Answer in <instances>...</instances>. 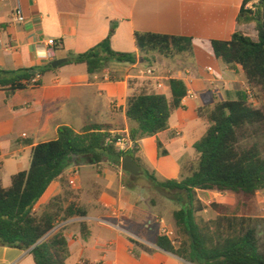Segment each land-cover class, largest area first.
I'll list each match as a JSON object with an SVG mask.
<instances>
[{
	"label": "crops",
	"instance_id": "0c3cea01",
	"mask_svg": "<svg viewBox=\"0 0 264 264\" xmlns=\"http://www.w3.org/2000/svg\"><path fill=\"white\" fill-rule=\"evenodd\" d=\"M243 1L19 0L25 20L13 24V1L0 0V70L44 66L66 59L69 53H83L104 40L112 26L115 29L110 47L115 52L136 53V32L190 38L191 53L187 59L181 55L174 59L154 55L152 67L163 78L164 88L159 94L169 96L167 81L174 78L182 80L196 99L185 97L183 108L170 116L168 129L138 142L148 168L152 166L167 178L178 179V155L185 144L178 143V137L188 116L192 114L203 121L197 116L199 108L209 109L223 100L216 93L234 86L235 76L245 81L239 66L224 65L213 56L210 47L212 40L227 41L234 32L243 33L246 25L235 23ZM256 2L253 0L248 6ZM49 39L60 44L51 57H47L45 46ZM142 67L138 58L134 65L113 62L99 74L88 75L84 65H65L46 74L39 87H27L11 95L0 90L1 187L8 188L14 174L29 168L33 146L55 140L61 126L79 132L86 126L103 125L112 134L127 133V97L157 92L152 78L138 75ZM110 76L115 81H108ZM212 95H216L214 100ZM157 141L167 156L157 158ZM170 146L174 147L173 155L168 151ZM73 170H77V175L70 184ZM126 178L127 173L118 168L115 158L97 165L72 163L37 201L33 208L36 215L58 195H63L64 203H75L85 211L83 217L58 219L48 234L63 231L69 253L66 264H185L154 245L155 235H160L155 220L158 216L167 223L172 220L173 202L161 199L170 205L168 217L161 211V200L155 193L145 192L141 184L127 182ZM0 264L34 261L29 250L0 247Z\"/></svg>",
	"mask_w": 264,
	"mask_h": 264
},
{
	"label": "trees",
	"instance_id": "16d2710c",
	"mask_svg": "<svg viewBox=\"0 0 264 264\" xmlns=\"http://www.w3.org/2000/svg\"><path fill=\"white\" fill-rule=\"evenodd\" d=\"M244 0L235 23L254 25L256 39L241 31L229 40H212L213 56L227 66H239L248 88L257 87L264 94V0L251 7ZM89 50L67 55L64 65H84L88 75L102 72L111 63L152 66L154 55L170 58L191 53V40L183 36L156 33H134L136 53L115 52L110 47L114 32ZM59 43L55 46L56 49ZM51 63L17 70H0V90L7 95L27 87H39L41 79L54 72ZM108 81H115L113 76ZM169 96L155 92H139L126 99L125 117L132 124L126 134H112L106 126L90 125L76 132L67 126L57 129L55 140L33 146L29 168L14 174L10 186L0 185V247L29 250L34 264H66L69 256L63 231L50 236L58 219L85 216L75 203H64L63 195L53 197L40 215L33 208L47 187L70 164L85 162L97 165L115 158L130 156L151 185L164 192L177 207L172 221L178 241L155 235L154 245L185 264H264V252L258 248L254 229L247 226L243 216H228L225 208L215 203L210 208L218 212L212 221L197 220L196 214L206 207L196 196L197 191L231 193L253 198L264 191V156L258 147L238 148L239 134L246 128L264 123V109L253 106L247 90H237L216 101L212 108H199L197 116L208 124L204 134L192 145L198 156L196 166L179 179L159 180L155 172L141 163L135 154L138 142L169 127L172 113L182 106L187 87L180 79L167 81ZM126 136L134 142L125 152L115 148L117 138ZM157 158L168 152L157 141ZM127 175H130L127 173ZM83 224L80 229L83 231ZM131 243L139 245L136 241ZM146 252L150 250L144 246Z\"/></svg>",
	"mask_w": 264,
	"mask_h": 264
},
{
	"label": "rangeland",
	"instance_id": "374dc122",
	"mask_svg": "<svg viewBox=\"0 0 264 264\" xmlns=\"http://www.w3.org/2000/svg\"><path fill=\"white\" fill-rule=\"evenodd\" d=\"M243 33L251 37L253 40L256 39V32L254 30V25H246L243 29ZM157 55V54H155ZM158 56V55H157ZM180 56V55H179ZM181 56H186L188 58V54H182ZM154 57V56H153ZM161 57V56H160ZM174 57H170L168 59H174ZM65 66V65H64ZM171 75V74H170ZM236 83L232 87H228L229 89L222 88L220 93H216L220 96V98H225L226 92H234L237 90H247L251 95V102L254 107L259 109H264V94L257 88H248L245 81L235 76ZM244 81V83H243ZM206 92V90H205ZM213 100L216 98L212 95ZM210 102V101H209ZM128 121V120H127ZM204 121V122H203ZM200 121L195 119L192 114L188 116V120L184 128H182L180 136L178 137V143H185L180 151V155H178V163L180 165V175L185 176L188 175V172L193 169L197 164L198 156L195 153L192 145L204 134L208 124L205 119ZM132 124L128 121V130L131 128ZM126 134V133H121ZM176 137V136H175ZM252 145H256L261 153L264 156V123L255 125L252 127H248L244 129L238 137V148L244 149L248 148ZM169 153L173 155L174 147H168ZM147 154H145L146 156ZM175 155V154H174ZM135 157L142 163H144V158L141 152L136 153ZM110 159H112L110 157ZM146 163V161H145ZM118 168L120 169V164L117 163ZM151 170L155 172V176L159 180L169 179L165 175L161 174L156 168L149 167ZM179 179V178H178ZM127 182H136L141 184L142 189L145 192H150L151 194H156L160 200L164 197L169 204H171V200L169 196L164 192L154 188L151 183L146 179L143 174L138 176L127 175ZM197 198L200 202L206 207V209L196 214L197 220L203 221H212L214 220L218 212L210 208V204L215 203L218 205H222L225 210L224 213L228 216H243L247 220V226L254 229L256 232V237L258 240V248L260 252H264V191L257 192L253 198H244L241 195H235L231 193H216V192H196ZM159 206L162 212L167 213L168 217H170V205L166 206L165 202L162 200L159 202ZM174 208L177 207L174 205ZM169 213V214H168ZM159 224L158 234L166 235L171 240L178 241V236L176 235L173 221L169 219L167 223L164 220L163 216H158L155 220Z\"/></svg>",
	"mask_w": 264,
	"mask_h": 264
},
{
	"label": "built area",
	"instance_id": "2783aa9c",
	"mask_svg": "<svg viewBox=\"0 0 264 264\" xmlns=\"http://www.w3.org/2000/svg\"><path fill=\"white\" fill-rule=\"evenodd\" d=\"M12 1H13V6L11 9V22L13 24H22L24 22L25 18H24V15L22 13V10H21L19 0H12ZM57 44H58V42H56L55 40H52V39H49L45 42V46L48 48L47 57L52 56L51 52L54 50V48ZM207 72H211V69L207 68ZM138 75L142 76V77L152 78L155 81L154 89L157 91L155 93L160 92L164 88L163 78H161L159 75L156 74V70L152 66L144 65V67H142L139 70ZM247 95L251 100V95L249 94V92H247ZM185 97L189 98V99H196V95L193 92H191L190 90H187ZM114 146L117 150L125 152V151L133 148L134 142L128 140L126 136H122V137H119L116 139ZM76 175H77V170H73L71 172L70 184H72L73 178ZM164 236H166V235H164Z\"/></svg>",
	"mask_w": 264,
	"mask_h": 264
},
{
	"label": "water",
	"instance_id": "95a60500",
	"mask_svg": "<svg viewBox=\"0 0 264 264\" xmlns=\"http://www.w3.org/2000/svg\"><path fill=\"white\" fill-rule=\"evenodd\" d=\"M66 61L67 59L55 60L51 63V67L53 69L58 68L62 66L63 64H65ZM120 169L123 172L130 174L131 176H138L142 173L141 167L136 162H134V160L130 156H127L121 159Z\"/></svg>",
	"mask_w": 264,
	"mask_h": 264
}]
</instances>
